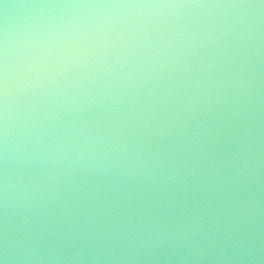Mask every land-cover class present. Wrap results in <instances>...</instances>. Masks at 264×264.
Listing matches in <instances>:
<instances>
[{
  "label": "water",
  "instance_id": "95a60500",
  "mask_svg": "<svg viewBox=\"0 0 264 264\" xmlns=\"http://www.w3.org/2000/svg\"><path fill=\"white\" fill-rule=\"evenodd\" d=\"M0 264H264V0H0Z\"/></svg>",
  "mask_w": 264,
  "mask_h": 264
}]
</instances>
